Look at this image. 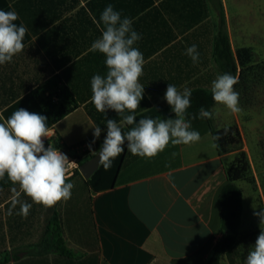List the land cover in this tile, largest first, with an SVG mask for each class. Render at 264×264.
<instances>
[{"label": "crops", "instance_id": "1", "mask_svg": "<svg viewBox=\"0 0 264 264\" xmlns=\"http://www.w3.org/2000/svg\"><path fill=\"white\" fill-rule=\"evenodd\" d=\"M91 1L0 0V9L17 12L15 23H23L28 29L24 50L11 63L0 65V122L18 108L44 115L38 100L26 97L60 75V88L69 89V97L60 102L78 107L49 128L45 144L59 137L60 144L74 147L93 135L92 127L97 124L89 113V109L96 110L91 103L90 82L96 74L105 75L106 68L101 69L104 55L91 49L101 35L103 25L98 15L105 7L99 0L88 7ZM111 1L122 17L133 21V29L141 35L134 46L144 56L140 77L144 95L136 117L169 106L164 99L169 83L179 90H211V82L222 74L214 56L221 10L234 56L239 49L250 48L254 63H264V9L260 3L151 0L153 4L146 8L150 0H120L124 8H117L120 1ZM242 31L252 32L250 42L238 41ZM193 44L199 52L195 64L185 54ZM257 91L252 104L243 106L239 102L241 113L232 114L216 103L210 110L216 129L238 126L243 139L240 150L221 155L208 119L197 118L191 124L200 133L198 142L176 146L169 143L151 159L131 154L125 145V151L108 170L99 165L89 178L81 174L69 179L74 184L71 198L54 207L34 204L21 194V200L32 203L27 217L17 214L19 206L10 215L13 192L0 190V263L206 264L222 237L219 198L228 184L225 162L240 151L247 153L256 176L255 186L237 182L243 191V212L234 250L254 245L260 226L253 213L264 208V202L262 205L258 198L248 214L247 191L259 194L264 188L252 160L264 131L258 130L259 119L245 121L243 115L244 111L264 110V82ZM106 117L119 119L112 110ZM169 118H175L174 112L165 119ZM101 122L105 126L106 119ZM102 133L106 135V126ZM89 158L85 155L83 162ZM55 224L66 251L49 248L41 253L38 246L52 240ZM16 251L24 255L13 260Z\"/></svg>", "mask_w": 264, "mask_h": 264}, {"label": "clouds", "instance_id": "2", "mask_svg": "<svg viewBox=\"0 0 264 264\" xmlns=\"http://www.w3.org/2000/svg\"><path fill=\"white\" fill-rule=\"evenodd\" d=\"M14 10L0 9V65L11 63L13 58L24 50V38L28 31ZM103 25L100 37L91 45L93 51L104 55L106 74H96L91 78V103L95 109L105 114L106 135L98 151V165L105 170L111 168L113 161L125 151L142 158H153L171 143L188 145L201 139L200 133L192 129L191 120L212 119L214 113L201 107L198 116L186 118L191 107L192 90L168 84L164 99L171 107L175 118L161 119L144 117L137 119L135 112L140 107L144 86L140 77L144 71V56L134 45L141 35L133 29V21L122 17L121 13L108 4L100 15ZM195 64L199 52L195 44L185 52ZM238 78L230 73L218 75L211 82L212 98L216 104L225 106L232 114L242 112L239 106V93L234 86ZM112 110L119 119H109L106 113ZM130 126L128 131H124ZM93 128L92 145L100 138L103 129ZM230 129L225 127L223 135ZM49 125L46 116L30 112L24 108L16 109L5 122H0V180H7L14 186L11 191L12 210L19 206L18 215L27 217L32 203L46 208L54 207L61 201L71 198L74 184L68 182L71 162L65 153L48 143ZM220 139L219 135L213 136ZM175 155V153H173ZM21 194L30 198L32 203L20 199ZM259 218L260 232L255 244L250 246L246 264H264V208L253 213Z\"/></svg>", "mask_w": 264, "mask_h": 264}, {"label": "trees", "instance_id": "3", "mask_svg": "<svg viewBox=\"0 0 264 264\" xmlns=\"http://www.w3.org/2000/svg\"><path fill=\"white\" fill-rule=\"evenodd\" d=\"M96 1L97 0H93L89 2L87 6L92 8V6L95 5ZM99 1L101 2L100 6L102 7H106L108 4H112L111 0ZM152 4L153 1L150 0L144 7L147 8ZM124 5V1H120L117 8H124ZM100 14L98 15L99 18ZM214 56L222 74L230 73L237 77L239 73L238 83L234 86V89L239 93V102L241 103V105L247 106L252 104V102L256 98L258 87L264 82V63H254V54L252 49L250 48L239 49L236 53V56H234L231 49L229 35L225 30V15L223 10H221L219 14V26L214 42ZM238 66L240 67V72H238ZM104 68H106L105 64H101V69ZM61 81V76L57 75L45 84L41 85L38 89H36L26 97V100L30 98H36L38 100V107L40 108V111L44 114V116L47 117L49 128L72 113L78 107L77 104L69 105L65 102L60 105L55 104L57 101H60L65 96L69 95V89L67 87L60 88ZM43 93L49 94L48 96H43ZM41 96L43 98H41ZM214 105L215 102L212 98L211 90H194L192 91L191 96V107L187 110L186 117L193 114H198L201 107H204L206 110L210 111ZM171 112L173 111L171 110V107L168 106L167 108L160 111H148L137 116V119L144 117H159L161 119H165ZM89 113L95 123L102 129H105V126L102 125L101 122V120H105V116L98 111L96 112V110L94 109H89ZM5 116L8 117V114L5 113ZM208 123L212 135L220 136V139L215 140V143L221 155L230 153L235 147H241L243 139L238 126L234 125L229 127L230 131L228 135L224 136V128L216 129L213 125L212 119H208ZM129 127L130 126H126L124 131H128ZM104 137L105 134L101 133L100 138L97 139L95 144L92 145L91 153L100 149ZM93 138L94 137L92 135L85 142L74 147L63 146L59 142V137L54 138L47 143L54 142L58 148H64L69 151H76L78 148L88 146L92 142ZM225 167L228 177V184L223 188L219 198L222 221V237L215 245L213 253L206 264H222L223 259L229 256L237 246L242 225L243 212V191L237 185V182L247 181L255 186V179L252 175L251 163L247 153L240 151L236 155L234 160L225 162ZM13 187L18 186L12 185L7 180V176H5L4 180H0V190L12 189ZM52 231V240L45 241L43 244L38 246L39 248H41V250H43V252L41 253L46 252V249L49 248H55L56 250H61V252L64 253L66 251V248L64 247V242L61 239L60 232L56 224Z\"/></svg>", "mask_w": 264, "mask_h": 264}, {"label": "rangeland", "instance_id": "4", "mask_svg": "<svg viewBox=\"0 0 264 264\" xmlns=\"http://www.w3.org/2000/svg\"><path fill=\"white\" fill-rule=\"evenodd\" d=\"M234 0H229L230 4H233ZM251 1V3L254 1V3H260V8L264 9L263 3L264 0H249ZM233 6V5H232ZM237 33L234 35V39L237 41ZM252 37V32L251 31H242L239 33V38L238 41H244V42H250ZM48 96V95H47ZM55 104L60 105L62 104V102L57 101ZM259 119V128L258 130H260L261 132L264 131V110H262V108L258 111L255 112H251V111H244V115H243V120L247 121V120H252V119ZM262 134V133H261ZM248 136V134H247ZM52 144L53 147L58 148L54 142L50 143ZM48 145V143H47ZM47 145L45 144V146L47 147ZM243 146V143L241 145V147H235L233 148L232 151L234 150H240ZM245 152V151H243ZM246 153V152H245ZM77 155H84L82 150H77ZM237 154H235L232 157L228 158V161L230 162L231 160H234V158L236 157ZM85 156V155H84ZM83 156V157H84ZM252 160L255 166V170L257 172V177L259 179V181H263L264 184V138H262L261 142L259 143V149L256 150V152L252 155ZM263 171V173H261ZM253 175V173H252ZM255 175V174H254ZM253 175V178L255 179V176ZM261 181V183H262ZM260 183V182H259ZM247 204H248V214L251 213V205L254 203H257V199L259 198V200L262 202H264V188L261 189V192L259 194L254 193L250 190L247 191ZM252 246V245H251ZM250 250L249 246H241L240 250H234L229 256L225 257L223 259V263L222 264H246V256L248 251Z\"/></svg>", "mask_w": 264, "mask_h": 264}, {"label": "built area", "instance_id": "5", "mask_svg": "<svg viewBox=\"0 0 264 264\" xmlns=\"http://www.w3.org/2000/svg\"><path fill=\"white\" fill-rule=\"evenodd\" d=\"M62 153H65L69 160L73 163L69 165V171H68V180L77 176L81 175V170L80 167L83 163V156L84 155H90V157L93 155L88 148V146H83L81 148H78L77 150H82L84 155H77V150L76 151H69L64 148H58Z\"/></svg>", "mask_w": 264, "mask_h": 264}, {"label": "water", "instance_id": "6", "mask_svg": "<svg viewBox=\"0 0 264 264\" xmlns=\"http://www.w3.org/2000/svg\"><path fill=\"white\" fill-rule=\"evenodd\" d=\"M98 157L92 155L89 160L82 163L80 170L81 174L85 178H89L97 169H98ZM24 255V252H13L12 257L13 260H18Z\"/></svg>", "mask_w": 264, "mask_h": 264}]
</instances>
